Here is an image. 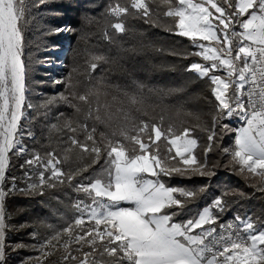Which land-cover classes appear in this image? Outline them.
Instances as JSON below:
<instances>
[{
  "label": "snow or ice",
  "instance_id": "6c2138e0",
  "mask_svg": "<svg viewBox=\"0 0 264 264\" xmlns=\"http://www.w3.org/2000/svg\"><path fill=\"white\" fill-rule=\"evenodd\" d=\"M52 2L35 0L29 6L27 0H0V264L5 261L6 232L11 228L6 221V198L13 194L43 196L46 190L65 184L87 199L75 202L77 215L71 222L57 227L41 221V226L50 230L48 234L41 236L34 231L31 235L36 243L16 245L39 253L22 264H46L51 257H56L52 264H264V226L258 227L252 217L240 215L218 224L219 216L214 211L227 210L228 201L224 197L230 194L244 197V193L225 191L195 216L177 221L189 203L207 192L208 186L176 187L163 180L173 176L211 180L216 175L215 169L223 166L242 176L255 192L264 194V0H125L124 4L117 0L107 6L106 13L116 18L108 27L116 33L132 31L126 27L131 18L186 37L199 49L167 53L183 59L200 57L203 63L192 62L185 71L195 72L200 79L207 78L214 97L208 101L214 108L211 126L204 122L185 127L179 133L172 125L163 127V116L158 125L154 117L146 121L123 107L122 97L133 106L140 105L135 111L148 116L147 110L142 109L153 105L149 103L151 97L143 94L146 86L133 80L137 91L130 93L120 84L109 83L103 75L93 77L98 68L109 71L103 66L118 65L119 59L87 49L89 59L85 63L90 86L86 92H78L80 82L74 76L78 69L73 67L63 79L53 81L63 84L64 92L46 97L40 104H26L29 88L24 27L30 22L31 8ZM161 16L171 18L173 23L165 24ZM83 19L87 23L92 21L87 16ZM75 31L68 25L51 26L46 34ZM90 35L81 31L78 39L87 42ZM103 39L121 51L136 54L134 48L124 49L107 28L103 30ZM58 49V45L51 46V50ZM73 52L78 54V49ZM38 63L51 67L57 61L46 59ZM221 70L225 75L216 74ZM185 91L184 85L148 88L161 104L167 97ZM59 104L67 105L73 113L66 116L60 112L54 117L57 123L45 125L49 144L44 147L51 148L53 133H70L67 140L61 137L59 141L68 144L63 149L64 155L58 158L55 148L43 154L28 149L21 142L25 135L21 119L26 109L38 113L43 109L47 121L52 107ZM113 106L115 113L111 112ZM116 113L121 114L122 122L113 128ZM234 119L243 121L242 126L232 128L224 123ZM98 125L106 130L98 132ZM196 130L206 134L203 159L197 156L201 145L200 138L193 135ZM230 131L236 133L234 143L221 148L219 141ZM26 134L34 137L30 130ZM161 138L166 142L163 152L157 143ZM173 148L175 155H171ZM13 150L15 155L25 156L20 165L26 177L25 186L18 187L17 178L12 177L6 190V169L9 152ZM214 150L229 157L228 163L210 164L208 154ZM73 153L77 161L90 158L91 163L65 170L62 165L73 162ZM176 157L180 160L171 163ZM101 159L104 166L100 171L85 175ZM145 174L155 179H148ZM122 203L131 206L123 207Z\"/></svg>",
  "mask_w": 264,
  "mask_h": 264
},
{
  "label": "trees",
  "instance_id": "16d2710c",
  "mask_svg": "<svg viewBox=\"0 0 264 264\" xmlns=\"http://www.w3.org/2000/svg\"><path fill=\"white\" fill-rule=\"evenodd\" d=\"M27 2L31 6L35 3V0H27ZM116 2L117 0H54V2L42 5L39 8H31V15L28 17L30 22L24 27V60L28 69L26 84L29 88L26 93V104L27 102L40 104L46 97L56 96L60 92H64V85L55 84L53 81L63 79L73 67L78 69V72L74 74L75 80L80 82L78 92H86L90 86L86 74L87 64L85 63L89 59L88 52L85 51L87 49L89 52L103 53L110 59H119L118 65L103 66L104 69H111L109 71L102 72L98 68L92 74L93 77L103 75L109 83L120 84L122 88H127L130 93L137 91L132 83L133 80L140 81L146 86L143 94L151 97L149 103L153 105V107L145 106V109H142L147 110L148 116H142L135 111L136 107H140V105L133 106L128 103L127 98L122 97L124 99L122 106L130 109L134 116L146 121L154 117V122L158 125L160 124V117L163 116V127L167 129L169 125H172L177 133L185 127H192L204 122L211 126V113L214 110L213 105L208 102L214 100L210 91L211 82L207 78H198L195 72L185 71V68L192 62L203 63L202 59L197 56H189L187 59H183L167 54L168 50L189 53L199 49L193 46L186 37L177 36L161 28L150 27L142 21L131 18H128L126 27L132 29V31L125 34L116 33L114 29L108 27L109 22H115L116 18L109 16L105 11L109 4L114 5ZM119 2L124 4L125 0H119ZM162 11L163 7L161 8ZM85 16L92 18L91 23L84 21L83 17ZM161 19L165 24L170 25L173 23L171 18L161 16ZM64 25L71 26L77 31L59 35L46 34L49 27ZM105 28H107L109 35L123 45L124 49L134 48L136 54L121 51L114 44H109L108 41L103 39ZM81 31L91 34L87 42L78 39ZM64 43L66 44L64 45ZM201 43H204V41H201ZM53 45H58V50L65 49V54L61 59L60 67L48 68L45 67L46 64L38 63V61L46 59L59 61V57L53 53L58 50H51ZM73 49H78V54H75ZM157 49H163L164 51H158ZM91 83L94 84L95 80L93 79ZM180 85H184L186 91L179 96L167 97L162 104L159 99L148 92V88L167 89ZM109 91L112 94L119 95L112 89H109ZM101 99L103 100V97ZM108 99L110 100L111 97L109 96ZM155 105L159 106L156 107ZM42 112L43 109L39 113L34 109H26L25 117L21 119V127L25 133L21 141L28 149L41 152V154L46 150L55 148L57 157L60 158L64 155L63 149L68 147V144L59 142L60 138L67 140V135L70 133H53L51 148H46L44 146L49 144V140L45 125L57 123L54 117L60 112L65 113L66 116H71L73 110L65 104L53 106L47 121L44 119ZM111 112H116V106H113ZM188 113H191V115H188ZM101 114L103 115V110ZM120 116L119 113L113 116V128L122 122ZM197 116L200 117L199 120L196 119ZM91 123L89 121L90 125ZM224 123H229L232 128L242 126L238 121H224ZM97 127L98 132L106 130L103 125ZM29 130L34 133V137L27 136L26 133ZM193 135L200 138L201 147L197 149V156L203 159V147L207 144L206 134L196 130ZM235 135L234 131L224 134L223 139L219 141L220 147L231 146L234 143ZM79 138L83 139V135H80ZM157 143L160 145L161 152H163L166 142L161 138ZM14 153L15 150L10 153V165L6 175L8 179L5 181L6 190L10 187L12 177L17 178L18 187L25 186L24 169L20 167L24 163L25 156H17ZM171 155H175L174 148ZM179 160L180 157H176V160L171 161V163L175 164ZM208 160L210 164L218 161L221 165H225L228 163L229 157L222 156L219 150H214L208 154ZM85 163H91V159L85 158L83 161H77L73 153V162L62 165V167L67 170L69 167L74 168ZM102 166H104L103 159L93 165L85 175H94L100 171ZM215 172L216 175L211 180L202 177H194L191 180L178 176L163 177V180L170 186L187 188L200 185L208 186L207 192L194 202L189 203L176 220L180 221L195 216L198 211L208 206L215 197L222 195L225 191H236L244 193L245 196L240 197L230 194L224 197L228 201L227 210L222 213L219 210H214L219 216L218 224L228 218L234 219L237 215H240L241 217H252L258 227L264 226V194L255 192L242 176L233 172L230 167L221 166L216 168ZM79 199L87 198L83 193L75 192L67 184L60 185L55 189H48L43 196L13 194L7 197L5 200L6 221L11 225V228L6 232L5 261L3 264H22L29 257L39 255L30 247L16 248V245L36 243V239H33L31 235L34 231L41 236L48 234L50 230L41 226V221L57 227L63 226L65 222H71L77 215L73 205ZM21 225L28 226L21 228ZM55 260L56 257H51L46 264H52V261Z\"/></svg>",
  "mask_w": 264,
  "mask_h": 264
},
{
  "label": "rangeland",
  "instance_id": "374dc122",
  "mask_svg": "<svg viewBox=\"0 0 264 264\" xmlns=\"http://www.w3.org/2000/svg\"><path fill=\"white\" fill-rule=\"evenodd\" d=\"M204 43H205V41H204ZM65 44L66 43H64V45ZM53 53H54V55H56V56L59 57V61H57V63L53 64L50 68L60 67L61 66V63L60 62H61V59L64 57L65 49H60L58 51H54ZM45 67H48L49 68V66L47 64L45 65ZM222 75H225V73L222 74ZM230 121H238L240 123V121L238 119H234V120H230ZM22 144L24 145V143H22ZM174 150H175V148H174Z\"/></svg>",
  "mask_w": 264,
  "mask_h": 264
},
{
  "label": "crops",
  "instance_id": "0c3cea01",
  "mask_svg": "<svg viewBox=\"0 0 264 264\" xmlns=\"http://www.w3.org/2000/svg\"><path fill=\"white\" fill-rule=\"evenodd\" d=\"M207 43H208V42H205V44H207ZM216 74H217V75H222V74H224V72L221 70V71H218ZM240 123H241V121H240ZM241 124H243V123H241ZM145 176H146V178H148V179H155V177L148 176L147 174H145ZM121 206H123V207H129V206H131V205H129V204H127V203H122ZM217 229H218V226H217Z\"/></svg>",
  "mask_w": 264,
  "mask_h": 264
},
{
  "label": "built area",
  "instance_id": "2783aa9c",
  "mask_svg": "<svg viewBox=\"0 0 264 264\" xmlns=\"http://www.w3.org/2000/svg\"><path fill=\"white\" fill-rule=\"evenodd\" d=\"M241 123H243V121H242ZM229 221H233V220L226 219V220H224L222 223H227V222H229ZM217 231H220L219 227H218Z\"/></svg>",
  "mask_w": 264,
  "mask_h": 264
},
{
  "label": "water",
  "instance_id": "95a60500",
  "mask_svg": "<svg viewBox=\"0 0 264 264\" xmlns=\"http://www.w3.org/2000/svg\"><path fill=\"white\" fill-rule=\"evenodd\" d=\"M22 142V141H21ZM23 143V142H22ZM11 153V152H10ZM9 165H10V159H9ZM9 168V166H8ZM8 168L6 169V175H7V171H8ZM5 243H6V238H5Z\"/></svg>",
  "mask_w": 264,
  "mask_h": 264
},
{
  "label": "bare ground",
  "instance_id": "6f19581e",
  "mask_svg": "<svg viewBox=\"0 0 264 264\" xmlns=\"http://www.w3.org/2000/svg\"><path fill=\"white\" fill-rule=\"evenodd\" d=\"M242 122V121H241ZM9 157H10V152H9ZM228 219H230V220H234V219H232V218H228Z\"/></svg>",
  "mask_w": 264,
  "mask_h": 264
}]
</instances>
